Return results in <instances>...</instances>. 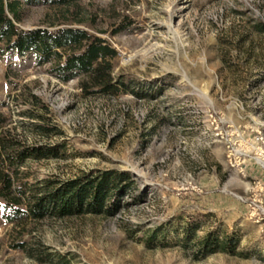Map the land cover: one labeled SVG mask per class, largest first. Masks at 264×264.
I'll return each mask as SVG.
<instances>
[{
    "label": "rangeland",
    "instance_id": "obj_1",
    "mask_svg": "<svg viewBox=\"0 0 264 264\" xmlns=\"http://www.w3.org/2000/svg\"><path fill=\"white\" fill-rule=\"evenodd\" d=\"M19 1L20 30L106 39L119 82L88 92L53 61L0 51V138L64 146L20 180H131L109 214L12 224L0 199V264H264V0ZM28 113L60 132L37 134Z\"/></svg>",
    "mask_w": 264,
    "mask_h": 264
},
{
    "label": "trees",
    "instance_id": "obj_2",
    "mask_svg": "<svg viewBox=\"0 0 264 264\" xmlns=\"http://www.w3.org/2000/svg\"><path fill=\"white\" fill-rule=\"evenodd\" d=\"M19 8V0H0V51L17 56L33 53L40 62L53 61L55 72L63 81L77 78L88 92L113 94L119 90V82L113 76L118 52L106 39L80 28L20 30L16 25ZM32 99L48 112L47 102L36 95ZM28 114L41 120L33 125L37 134L49 137L60 132L44 115ZM4 133L0 138V199L6 204L5 222L17 224L24 216L40 218L45 213L114 212L117 192L123 181L131 180L130 173L108 171L61 185L49 178L29 185L19 178L24 173L21 167L29 160L62 156L64 146L31 145L18 135ZM230 248L224 246L225 250Z\"/></svg>",
    "mask_w": 264,
    "mask_h": 264
}]
</instances>
